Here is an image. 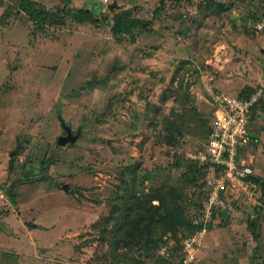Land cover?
Segmentation results:
<instances>
[{
	"label": "rangeland",
	"instance_id": "374dc122",
	"mask_svg": "<svg viewBox=\"0 0 264 264\" xmlns=\"http://www.w3.org/2000/svg\"><path fill=\"white\" fill-rule=\"evenodd\" d=\"M19 1L0 0V264H179L186 228L177 238L157 231L155 249L126 248L123 260L112 261L103 218L131 189L134 166L138 195L178 187L184 215L199 213L196 181L202 184L206 176L193 183L187 165L213 126L210 90L235 96L264 84V46L254 43L248 71L246 54L213 44L231 30L241 32V25L254 37L260 0H213L226 5L220 13L216 6L204 10L205 0H163L157 18L161 0H32L52 11L87 8L96 19L58 26H36L17 10ZM124 10L151 22L147 30H134V41L130 35L117 41L111 32L113 16ZM228 64L227 79L240 82L219 88ZM189 106L197 112H188ZM58 114L74 131L82 127L74 146L56 143L64 134ZM252 132L258 141L249 154L264 179V107L255 113ZM17 139L19 151L10 157ZM42 159L52 161L48 170ZM22 165L28 180L15 188L13 204L6 189L22 177ZM233 201L238 208L215 216L192 264H264V202L244 196ZM238 212L247 234L241 239L225 228Z\"/></svg>",
	"mask_w": 264,
	"mask_h": 264
},
{
	"label": "trees",
	"instance_id": "16d2710c",
	"mask_svg": "<svg viewBox=\"0 0 264 264\" xmlns=\"http://www.w3.org/2000/svg\"><path fill=\"white\" fill-rule=\"evenodd\" d=\"M163 0L158 7L154 9V17L157 18L161 9L163 8ZM215 3L213 0H205L204 10L207 12L212 11L211 8L216 6L217 11L215 13H220L224 11L226 5L222 3ZM257 7V5H256ZM21 13L25 14L29 19H31L36 26L41 25H61L66 21L71 20L83 23L95 24L96 19L93 16L91 10L87 8H74L68 7L62 10H48L44 7L34 4L32 0H20L19 8L17 9ZM214 14V13H212ZM6 17V16H5ZM114 21L111 26V32L114 38L117 41H121L122 38L126 35H130L131 41H134L133 32L134 30H147L150 26V21L133 17L130 10H124L116 13L114 16ZM256 20V19H255ZM256 87H244L238 97L242 99L248 98L254 91ZM264 95L258 101V103L252 108V114L250 118V146L251 143H257L258 135H255L252 132V124L255 113L264 107ZM161 101H165V95L162 94ZM193 111L196 113L194 107L189 106L188 112ZM211 127L209 128V132ZM172 136H168L166 143L170 144ZM250 148V147H249ZM15 160V159H14ZM52 161L42 159L40 165L48 170ZM176 167H179L181 164L176 161ZM188 179L192 177V182L195 183V180L198 177L206 176L209 172V165L199 164L198 161L194 159H189L188 165ZM137 166H134L132 169V184L131 189L126 191L123 199L117 204H115L111 209V214L103 218V241L108 245V256L112 261H121L124 259V254L121 250L130 247H137L138 251L144 248L147 252L152 251L157 247V240L153 238L154 234L157 231H160L161 234L171 235L173 238H177L179 231L186 228L187 231H192L194 228L192 224L193 217L198 213H193V215L188 218L184 215V197L182 192L178 187L173 186H160L155 193L150 197H143L137 194L134 188L135 180V170ZM23 175L17 179H14L11 184L6 189V195L8 199L15 204L16 203V193L15 188L22 185L27 179V167L22 165ZM250 179L255 181L260 188V198L264 202V179L258 176H250ZM200 184L198 180L196 181L197 186L201 189L199 202L194 204L200 211L202 206V201L207 197V190L204 189V180ZM202 198V199H201ZM157 201V204H154L153 201ZM259 210V207H256V210ZM257 210V211H258ZM222 211V210H221ZM7 213V211H4ZM216 216V211H213V219ZM97 224H94L93 227L96 228ZM255 225V217L248 222V228H253ZM211 225L209 226L210 229ZM189 232V233H190ZM254 233V232H253ZM138 253V252H137Z\"/></svg>",
	"mask_w": 264,
	"mask_h": 264
},
{
	"label": "built area",
	"instance_id": "2783aa9c",
	"mask_svg": "<svg viewBox=\"0 0 264 264\" xmlns=\"http://www.w3.org/2000/svg\"><path fill=\"white\" fill-rule=\"evenodd\" d=\"M258 15L252 26L255 37L264 36V0L257 5ZM213 99L211 116L213 126L207 142L191 159L209 165L204 179L207 197L193 218L194 228L183 238L182 257L179 264H192L203 235L213 222V211H221L227 205L244 196L257 202L258 184L250 179L254 175L253 156L249 155L250 118L252 108L264 95V84L258 86L246 99L218 90H210ZM256 198V199H255Z\"/></svg>",
	"mask_w": 264,
	"mask_h": 264
},
{
	"label": "crops",
	"instance_id": "0c3cea01",
	"mask_svg": "<svg viewBox=\"0 0 264 264\" xmlns=\"http://www.w3.org/2000/svg\"><path fill=\"white\" fill-rule=\"evenodd\" d=\"M256 9H257V7H256ZM257 11H258V9H257ZM257 15H258V13L256 14V18H257ZM220 22L222 23V21H220ZM240 27L242 29L241 32H237L235 30H231L230 32L226 33V36H227L226 40H224L225 38H222V39L220 38V40L217 39L215 41V44H213V45H215L217 48L224 47L225 49H227V51L230 50V49H234L236 51L237 50H240V53L246 54V56H244V57L247 60V62H245L244 67L248 65V68L246 70L249 71V69L251 70V66H249V64H248L249 61L248 60L249 59L250 60L253 59V56L252 55H253V53L255 51V44L254 43H256L260 47L261 46H264V37H261V39L256 38L254 35H253L254 37H252V36L250 37L249 34H248V32L246 31V29L242 25ZM232 45L235 46V47H232L231 48ZM219 50L222 51V49H219ZM261 52H264V49H261ZM242 57H243V55H242ZM236 64L237 63H234L235 66H236ZM240 64H243V63H240ZM230 66L231 65L228 64L226 66V68L223 71H221L222 77H219V79L217 80L218 82L216 81L219 88L223 84H225V85L226 84H231L232 87H235L236 84L238 82H240V79H237L239 81H234V78L227 79V78H229L232 75V72L230 70ZM237 66H239V65H237ZM216 82H215V84H216ZM216 90L221 91V92H224V91L219 90V89H216ZM224 93H226V92H224ZM248 152H249V150H248ZM254 175L257 176L256 173H255V169H254ZM233 202L234 201L227 203V205L224 207V209L222 211L224 213L228 214L232 210L237 209L238 208V205H234ZM222 211H217V214L216 215H218ZM237 215L239 216V218L234 219L232 221H228L227 226H225V228L226 227H229L228 228V231L230 232V234L231 235H235L236 237H239L241 239V238L247 236V234H245V232L243 231L244 223L241 221V215H240V213L238 212ZM260 218L262 219V214L260 215ZM215 224H217L216 221L214 222V225ZM252 244H253V242L250 243V245L252 246V248L257 247V243L256 242H254V245H252Z\"/></svg>",
	"mask_w": 264,
	"mask_h": 264
},
{
	"label": "water",
	"instance_id": "95a60500",
	"mask_svg": "<svg viewBox=\"0 0 264 264\" xmlns=\"http://www.w3.org/2000/svg\"><path fill=\"white\" fill-rule=\"evenodd\" d=\"M116 6V2L114 1L111 5L108 6L109 10H112L114 7ZM58 120L60 122V126L64 132V134L60 135L57 137L56 139V143L59 146H66L67 144H69L70 146H74L76 144V141L83 136V131H82V127L79 126L77 127V129L74 131L71 127V125L67 124L65 122V120L62 118V116L60 114H58ZM16 147L9 153L10 157L15 156L20 148V142L17 139L16 142ZM65 190L67 189V187L64 185L63 187Z\"/></svg>",
	"mask_w": 264,
	"mask_h": 264
}]
</instances>
